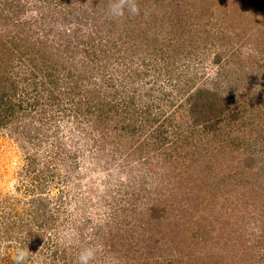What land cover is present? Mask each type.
Here are the masks:
<instances>
[{
    "label": "rangeland",
    "instance_id": "obj_1",
    "mask_svg": "<svg viewBox=\"0 0 264 264\" xmlns=\"http://www.w3.org/2000/svg\"><path fill=\"white\" fill-rule=\"evenodd\" d=\"M0 51L57 59L0 126V264H264V0H0Z\"/></svg>",
    "mask_w": 264,
    "mask_h": 264
},
{
    "label": "trees",
    "instance_id": "obj_2",
    "mask_svg": "<svg viewBox=\"0 0 264 264\" xmlns=\"http://www.w3.org/2000/svg\"><path fill=\"white\" fill-rule=\"evenodd\" d=\"M14 48H17V45H14ZM13 48V49H14ZM8 49V48H7ZM5 51H0V57L4 56ZM9 56V57H7ZM5 58L0 60V126H6L13 121L15 117H19L20 112H24L27 114V107H30L32 102L28 101L30 98L29 95H33L32 91L35 92V95L39 96L40 93L44 94V89L49 82H52L53 79L51 77L50 68L45 70L49 66V61H56V54L51 51L47 53H42L39 57L33 55V60L35 61V68L40 70V72L45 77L37 76L35 70H30V73H24V77L17 76L20 74L19 71H14V67L12 66L13 58L10 55H7ZM11 58V59H10ZM40 59L39 62H37ZM29 60H32L31 58ZM48 76V77H47ZM23 80L25 84L24 93H19V81ZM45 88H44V87ZM45 95V94H44ZM197 95H200V91L197 92ZM41 96V95H40ZM35 98L34 96L32 97Z\"/></svg>",
    "mask_w": 264,
    "mask_h": 264
},
{
    "label": "clouds",
    "instance_id": "obj_3",
    "mask_svg": "<svg viewBox=\"0 0 264 264\" xmlns=\"http://www.w3.org/2000/svg\"><path fill=\"white\" fill-rule=\"evenodd\" d=\"M97 250V248L93 247L82 248L78 256V264H90ZM14 259L15 264H25L27 254L23 249H18Z\"/></svg>",
    "mask_w": 264,
    "mask_h": 264
}]
</instances>
